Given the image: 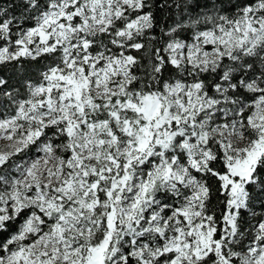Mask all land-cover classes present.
Masks as SVG:
<instances>
[{"label":"snow or ice","instance_id":"snow-or-ice-1","mask_svg":"<svg viewBox=\"0 0 264 264\" xmlns=\"http://www.w3.org/2000/svg\"><path fill=\"white\" fill-rule=\"evenodd\" d=\"M19 6L0 3V65L58 62L23 99L0 77V233L19 221L0 264H264V213L235 250L264 191V0H205L163 47L150 0Z\"/></svg>","mask_w":264,"mask_h":264},{"label":"trees","instance_id":"trees-1","mask_svg":"<svg viewBox=\"0 0 264 264\" xmlns=\"http://www.w3.org/2000/svg\"><path fill=\"white\" fill-rule=\"evenodd\" d=\"M12 0H0V3L11 4ZM18 7L13 8L17 16H19L22 8L21 0H15ZM43 2V0H42ZM152 4V8L150 11L154 17L155 27L151 30L150 35L156 36L157 40L152 41L154 47H163V40L160 38L163 36L161 29L167 30L169 27L174 26L176 23L180 21L188 20L189 16L195 18L198 13H202L204 9L205 0H150ZM177 4L180 7H177ZM163 5V6H161ZM34 19H27L24 21L23 27L27 28L30 26H34ZM203 27V25H201ZM182 39L187 41H191V30H182L179 33ZM163 39H167V37H163ZM107 42V41H105ZM146 42L147 41H142ZM109 47H112L109 45ZM96 49H93L95 51ZM115 50V49H114ZM143 52V50H142ZM141 53H137L134 50L131 54L137 56L141 63L147 65V59ZM54 63V58L52 56H42L38 58L36 61L21 59L19 62H11L5 65H0V77H3L8 81L6 87L9 90L19 89L18 98H24L26 93V89L24 87V82L26 80H30L33 83H37L40 81V73L49 65ZM133 71L137 75H143V72L139 68H134ZM175 75V70L171 67L165 72V77ZM209 83V94H213V89L211 87L212 78L209 76L203 77ZM15 94V93H14ZM9 107V102L6 99L0 98V117L3 116L5 111ZM21 157H17V159H22ZM209 184L213 189V197L210 202L211 210L216 212L217 219H220V214L223 209V204L219 203L222 200V197L219 196V193L215 191L216 183L214 179H209ZM250 192L252 194V199L250 201V205L253 211L257 213L256 217L253 218L250 212L242 213V221H241V231L244 233L243 238L240 240V243L235 246V250L237 251H245L247 244H249L254 236V229L251 227L254 225L257 220L260 219V214L264 213V191L255 188L254 186H250ZM19 221L12 223L9 227L8 232L0 233V240L5 239L10 233L15 232Z\"/></svg>","mask_w":264,"mask_h":264},{"label":"rangeland","instance_id":"rangeland-1","mask_svg":"<svg viewBox=\"0 0 264 264\" xmlns=\"http://www.w3.org/2000/svg\"><path fill=\"white\" fill-rule=\"evenodd\" d=\"M114 50V49H113ZM115 51V50H114ZM58 62V60L57 59H54V63L53 64H55V63H57ZM52 64V65H53ZM40 80H41V78H40ZM38 82H40V81H38ZM37 82V83H38ZM243 94V93H242ZM26 95L27 94H25V97L24 98H26ZM243 95H245V98L246 99H250V97H247V95L246 94H243ZM20 99H23V98H20ZM5 114H7V115H12V114H14V108L12 107V106H10L9 105V107H8V109L5 111V113L3 114V116L5 115ZM219 115V114H218ZM3 116H1L0 118H3ZM47 132H48V134L49 135H51L52 134V132L54 131V129H47L46 130ZM63 138H61V140H62ZM55 143H59L60 142V140H56V141H54ZM0 143H4V142H0ZM33 153L32 152H29L28 153V155H32ZM65 155H67V154H65ZM17 159V158H16ZM22 159H27V156H24L23 155V158ZM14 175H15V173H13ZM126 251H127V249H125Z\"/></svg>","mask_w":264,"mask_h":264}]
</instances>
